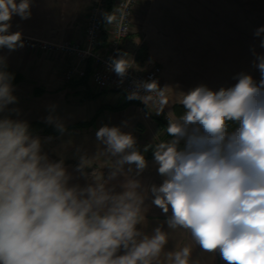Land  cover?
<instances>
[{"label":"clouds","instance_id":"obj_1","mask_svg":"<svg viewBox=\"0 0 264 264\" xmlns=\"http://www.w3.org/2000/svg\"><path fill=\"white\" fill-rule=\"evenodd\" d=\"M13 16L30 18L31 0H0V48L22 46L21 32H9ZM105 20L115 23V13ZM262 33L264 27L255 35ZM255 66L259 81L240 73L228 88L201 85L177 93L183 112L167 113L171 139L144 149H152L164 178L150 192L163 213L171 209L167 227L187 231L225 264H264V55ZM111 67L124 77L132 64L124 54ZM13 79L0 57V112L16 102ZM169 89L143 81L128 98L161 115L169 108ZM96 138L104 149L92 159L82 157L78 169L107 157L108 180L126 177L121 192L97 170L86 186L70 185L63 161L42 153L26 121L0 117V264H193L190 246L165 252L169 233L161 227L151 235L137 228L145 222V194L140 181L124 172V165H135L137 175L147 167L135 138L107 125Z\"/></svg>","mask_w":264,"mask_h":264},{"label":"crops","instance_id":"obj_2","mask_svg":"<svg viewBox=\"0 0 264 264\" xmlns=\"http://www.w3.org/2000/svg\"><path fill=\"white\" fill-rule=\"evenodd\" d=\"M32 1L42 4L38 5V8H31L30 17L58 18L61 12H65L64 16L68 15L72 8L69 3L76 0ZM54 2L66 4L60 8L61 5L55 6ZM47 5L55 12L51 14L52 10ZM42 8L45 9L43 14L40 13L41 10H38ZM12 18L20 17L13 16ZM12 23L14 24L11 27L12 31H19L23 35L39 39L71 40L82 43L85 38V29L80 31L78 28L65 27L58 31L57 26H51L53 24L30 29L24 27L23 22L15 21ZM54 25L56 24L54 23ZM135 28L133 34L138 32L137 26ZM134 38L132 35L125 42L124 51L127 57L137 56L139 47L134 52L127 48V45L132 43ZM0 57L6 63V71L14 75L12 80L13 95L17 98L15 103L8 105L4 112H0V117L9 116L14 120L26 121L28 125L38 122L56 128L58 125L68 128L58 136L52 137L45 134L32 136L40 138L41 151L47 155L51 162L63 161V165L71 177L70 185L78 184L83 187L91 183V174L94 170L101 171L104 178L108 180L112 169L105 166L108 163L105 160L107 157H100L91 167L78 169V166L81 164L82 157L92 159L104 149L105 146L96 138V132L100 127L105 125L119 127L122 132L130 133L135 138L136 148L147 161V167L139 175L136 174L135 165H124V172L140 181V191L145 194L143 205L145 222L137 225V228L143 233L151 235L156 227H161L163 231L169 233L165 252L178 250L186 245L190 246L193 264H225L218 252L211 254L201 250L187 231L169 229L165 221L171 215V209H169V213L165 214L152 202L154 197L150 188L152 185L159 186L164 178L158 174V166L154 162L152 149L149 148L146 152L144 149L159 140L171 139L160 125L157 119L158 115L154 112L149 114V109H146L145 105H130L120 110L109 108L123 103L127 96L121 92L99 93L94 91L89 85V77L93 70L92 61H88L86 64L88 77L67 81L65 70L69 62L72 61L63 54L36 52L22 44L15 50L0 48ZM113 93L120 95L119 102L116 100L115 104H97L102 96H109ZM94 95L97 96L93 97ZM93 119H95L94 123L89 125L88 122ZM83 123H85L84 126H82ZM79 124L80 126L73 127V125ZM129 167L132 169L130 173L128 172ZM125 178L124 175H118L115 179L108 180V187L113 188L116 192H121L123 190L121 184ZM119 254H123V250Z\"/></svg>","mask_w":264,"mask_h":264},{"label":"rangeland","instance_id":"obj_3","mask_svg":"<svg viewBox=\"0 0 264 264\" xmlns=\"http://www.w3.org/2000/svg\"><path fill=\"white\" fill-rule=\"evenodd\" d=\"M95 1L69 3L72 8L66 16L61 12L58 18H12L11 24L23 22L30 29L53 24L58 31L65 27L81 31L86 28L88 13ZM40 4L32 1L31 8ZM54 4H60L61 8L66 3ZM38 10L43 14L45 9ZM51 10V14L55 12ZM133 18L130 36L135 38L127 48L134 52L139 47L138 53L146 45L148 58L141 64L162 65L163 84L171 88L168 110L173 111L177 93H186L197 86L214 91L228 88L237 82L240 73L250 74L256 81L260 79L255 64L257 57L264 55L261 46L264 33L260 36L255 33L264 27V0H141ZM136 26L138 32L133 34ZM9 31L14 32L11 28ZM119 97L118 93L102 96L97 104H115Z\"/></svg>","mask_w":264,"mask_h":264},{"label":"built area","instance_id":"obj_4","mask_svg":"<svg viewBox=\"0 0 264 264\" xmlns=\"http://www.w3.org/2000/svg\"><path fill=\"white\" fill-rule=\"evenodd\" d=\"M140 2L141 0H114V6L109 11L108 0H96L88 13L82 43L71 40H44L22 34V44L36 52L62 53L71 59L72 62H69L65 70L67 81L88 77L86 64L92 61L93 70L89 77V85L99 93L121 92L128 97L136 90L137 83L152 80L163 87L164 70L159 63L141 64L136 55L127 57L132 67L124 77L118 76L111 67L113 59L125 54L124 45L132 34L133 15ZM111 12L115 13L116 22L109 25L105 20V14ZM141 105L144 106L142 102ZM168 111L166 108L164 114L158 115L166 123Z\"/></svg>","mask_w":264,"mask_h":264},{"label":"trees","instance_id":"obj_5","mask_svg":"<svg viewBox=\"0 0 264 264\" xmlns=\"http://www.w3.org/2000/svg\"><path fill=\"white\" fill-rule=\"evenodd\" d=\"M114 6V0H108V10L111 11L112 8ZM148 53H149V49L146 45H143L140 50L137 53V60L140 63H145L147 61L148 58ZM7 68V67H6ZM97 95H94L93 97H96ZM130 105H137V106H142L140 101H137L135 99H129L128 97H126V99H124L123 103L114 106V107H109L112 109H116V110H120L123 108H126ZM147 109V107H145ZM183 112V108L181 105L179 104H174L173 106V113L176 115H179ZM158 121L160 122V125L162 126L163 129L166 130L167 127V123L166 121L162 118L157 116ZM95 119L91 120L88 122L89 125H91L92 123H94ZM85 123L82 124V126H84ZM79 125H73V127H78ZM71 128V127H69ZM64 130L61 131L59 128L53 127V126H49V125H45L43 123H32L29 125V131L31 133V135H39V134H45V135H49V136H58L61 133H63L65 130H67L68 128H63ZM171 138V137H169ZM180 147H183V143L181 142Z\"/></svg>","mask_w":264,"mask_h":264}]
</instances>
